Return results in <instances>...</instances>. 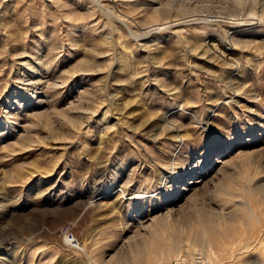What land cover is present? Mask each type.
Returning a JSON list of instances; mask_svg holds the SVG:
<instances>
[{"label":"rangeland","instance_id":"374dc122","mask_svg":"<svg viewBox=\"0 0 264 264\" xmlns=\"http://www.w3.org/2000/svg\"><path fill=\"white\" fill-rule=\"evenodd\" d=\"M198 256L264 264V0H0V264Z\"/></svg>","mask_w":264,"mask_h":264},{"label":"built area","instance_id":"2783aa9c","mask_svg":"<svg viewBox=\"0 0 264 264\" xmlns=\"http://www.w3.org/2000/svg\"><path fill=\"white\" fill-rule=\"evenodd\" d=\"M65 237H67L68 241L72 239V235H71L70 233H65ZM193 255H194V254H193ZM193 255H192V256H193ZM195 258H196V260L193 261V264H204L203 261H201V260L199 259V258H200L199 256H198V257H195ZM172 264H184V262L181 261V260H176V261H173Z\"/></svg>","mask_w":264,"mask_h":264},{"label":"bare ground","instance_id":"6f19581e","mask_svg":"<svg viewBox=\"0 0 264 264\" xmlns=\"http://www.w3.org/2000/svg\"><path fill=\"white\" fill-rule=\"evenodd\" d=\"M208 219H209V217H208ZM211 219V218H210ZM214 220V219H213ZM201 255V254H200ZM202 256V255H201ZM178 258V257H177ZM186 259V258H185Z\"/></svg>","mask_w":264,"mask_h":264}]
</instances>
